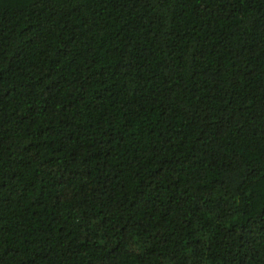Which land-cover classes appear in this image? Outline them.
Segmentation results:
<instances>
[{"label": "trees", "instance_id": "1", "mask_svg": "<svg viewBox=\"0 0 264 264\" xmlns=\"http://www.w3.org/2000/svg\"><path fill=\"white\" fill-rule=\"evenodd\" d=\"M0 264H264V0H0Z\"/></svg>", "mask_w": 264, "mask_h": 264}]
</instances>
